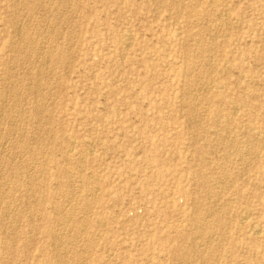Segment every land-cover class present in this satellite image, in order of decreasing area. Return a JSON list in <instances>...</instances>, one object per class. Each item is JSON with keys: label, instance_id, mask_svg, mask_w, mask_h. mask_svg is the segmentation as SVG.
<instances>
[{"label": "rangeland", "instance_id": "obj_1", "mask_svg": "<svg viewBox=\"0 0 264 264\" xmlns=\"http://www.w3.org/2000/svg\"><path fill=\"white\" fill-rule=\"evenodd\" d=\"M0 264H264V0H0Z\"/></svg>", "mask_w": 264, "mask_h": 264}, {"label": "bare ground", "instance_id": "obj_2", "mask_svg": "<svg viewBox=\"0 0 264 264\" xmlns=\"http://www.w3.org/2000/svg\"><path fill=\"white\" fill-rule=\"evenodd\" d=\"M20 27V26H19ZM21 30V29H20ZM19 35V34H18ZM129 36V35H128ZM52 49V48H51ZM49 58V57H48ZM46 68V67H45ZM4 85V84H3ZM39 88V87H38ZM212 89V88H211ZM39 93V92H38ZM2 110V109H1ZM39 114V113H38ZM43 115V114H42ZM41 116V115H40ZM40 118V117H39ZM253 130V129H252ZM8 138V137H7ZM73 149V148H72ZM7 215V214H6ZM72 216V215H71ZM253 226H255V225H253ZM253 229V228H252ZM261 229V228H260ZM259 229V230H260ZM255 230V229H254ZM258 230V229H257ZM259 230H258V232H259ZM61 242V241H60ZM59 247V246H58ZM59 250V249H58ZM59 253V252H58ZM59 261V260H58Z\"/></svg>", "mask_w": 264, "mask_h": 264}]
</instances>
